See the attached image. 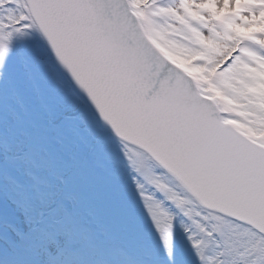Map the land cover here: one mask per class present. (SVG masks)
Returning a JSON list of instances; mask_svg holds the SVG:
<instances>
[{
    "label": "snow or ice",
    "instance_id": "obj_1",
    "mask_svg": "<svg viewBox=\"0 0 264 264\" xmlns=\"http://www.w3.org/2000/svg\"><path fill=\"white\" fill-rule=\"evenodd\" d=\"M0 264H264V0H0Z\"/></svg>",
    "mask_w": 264,
    "mask_h": 264
}]
</instances>
